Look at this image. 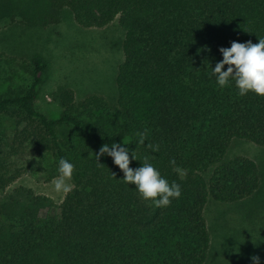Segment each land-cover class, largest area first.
<instances>
[{
    "label": "trees",
    "instance_id": "16d2710c",
    "mask_svg": "<svg viewBox=\"0 0 264 264\" xmlns=\"http://www.w3.org/2000/svg\"><path fill=\"white\" fill-rule=\"evenodd\" d=\"M66 13L77 25L75 72L110 49L111 37L92 30L121 31L123 62L112 98L54 87L57 117L40 102L49 62L18 64L25 81L0 94V264H223L209 225L225 207L249 241L264 236V153L232 154L239 142L264 149V97H241L234 81L220 88L211 77L219 49L264 38V0H0L9 25L55 26ZM115 143L135 154L131 168L147 160L181 197L162 208L142 199L111 157L96 160ZM39 152L50 180L61 158L74 165V187L59 203L13 187Z\"/></svg>",
    "mask_w": 264,
    "mask_h": 264
},
{
    "label": "rangeland",
    "instance_id": "374dc122",
    "mask_svg": "<svg viewBox=\"0 0 264 264\" xmlns=\"http://www.w3.org/2000/svg\"><path fill=\"white\" fill-rule=\"evenodd\" d=\"M76 28L70 13H66L59 24L45 28H25L0 22V94L9 90V84L15 89L25 81V76L23 80L19 76L22 72L19 63L33 62L42 57L51 67L40 94V102L49 115L57 117L59 114L53 107L51 94L54 87L60 83L69 84L79 98L90 94L112 98L110 89L112 85L116 88L118 69L123 62L121 31L115 27L105 30V33L104 30H92L98 39L104 35L111 37L110 49L102 48L95 51L91 57L85 58L84 73L79 75L75 72L78 67L73 64L72 48L69 49L72 37L77 34ZM7 77H15V80L8 82ZM252 145L239 142L234 145L232 154L253 158L264 153L263 148ZM39 161L44 162V167L38 165ZM24 164L27 165L28 171L16 180L13 187L31 188L39 194L50 196L58 203L66 196L67 193L54 190V178L50 180V171L44 170L47 164L50 165L46 154L33 153ZM69 183L72 184L71 180ZM231 212L227 207L218 208L211 218L209 229L213 241V259L225 261L223 264H253L251 257L256 256L259 257L260 264H264V236L256 241L253 238L249 241L246 230L239 231L230 221L234 216ZM257 231L258 237L260 233H264V229L260 227Z\"/></svg>",
    "mask_w": 264,
    "mask_h": 264
},
{
    "label": "clouds",
    "instance_id": "9594fccd",
    "mask_svg": "<svg viewBox=\"0 0 264 264\" xmlns=\"http://www.w3.org/2000/svg\"><path fill=\"white\" fill-rule=\"evenodd\" d=\"M222 60L217 62L214 69L211 68V77L215 79L218 87L224 88L230 86L234 81L238 90V95L243 97L249 93L259 97H264V38L258 39V43L248 41L239 43L233 41L229 48L219 49ZM227 66V70L225 69ZM138 143L145 144L147 130L136 133ZM152 151H157L158 146L147 145ZM107 155L111 157L113 163L123 173V182L128 185H134L135 190L141 198L150 200L154 207L162 208L171 205L173 200H178L182 195L179 184L164 178L154 166L147 162L141 167L131 168L132 160H137L133 152L131 159L129 150L119 143L110 147L103 145L96 156L98 161L100 157ZM175 164V161H170ZM74 172V165L68 159L61 158L58 162V175L53 179L54 190L57 192L68 193L72 191L74 185L69 183ZM114 176V174H112ZM253 264H260L259 257H251Z\"/></svg>",
    "mask_w": 264,
    "mask_h": 264
}]
</instances>
